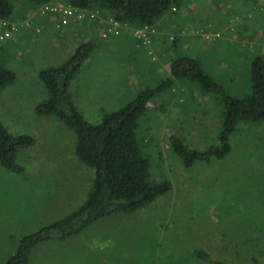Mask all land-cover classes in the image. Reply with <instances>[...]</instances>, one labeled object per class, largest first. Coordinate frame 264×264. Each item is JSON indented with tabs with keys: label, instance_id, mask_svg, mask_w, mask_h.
Returning a JSON list of instances; mask_svg holds the SVG:
<instances>
[{
	"label": "rangeland",
	"instance_id": "374dc122",
	"mask_svg": "<svg viewBox=\"0 0 264 264\" xmlns=\"http://www.w3.org/2000/svg\"><path fill=\"white\" fill-rule=\"evenodd\" d=\"M0 21L3 64L15 74L0 91V121L33 143L19 148L22 174L0 166V264L21 236L62 218L85 199L92 170L74 154V136L58 119L39 117L47 97L41 69L65 62L81 43L91 55L69 82L77 112L98 123L145 88L169 75L167 43L202 61L226 90L249 88V65L264 56V0H184L152 27L116 22L99 10H76L63 0ZM75 10V11H74ZM177 83L149 102L136 130L153 181L166 178L168 193L132 215L99 219L78 235L32 248L28 264H253L264 262V122L239 126L230 153L184 167L169 136L194 149L215 143L213 98ZM143 138V141H142ZM205 253L211 263L194 255Z\"/></svg>",
	"mask_w": 264,
	"mask_h": 264
},
{
	"label": "trees",
	"instance_id": "16d2710c",
	"mask_svg": "<svg viewBox=\"0 0 264 264\" xmlns=\"http://www.w3.org/2000/svg\"><path fill=\"white\" fill-rule=\"evenodd\" d=\"M24 13L56 0H0V21L15 20L14 2ZM78 10H99L110 14L121 24L133 27L156 25L169 11L178 10L184 0H63ZM177 39L167 43L172 56L167 59L169 75L159 78L153 87L139 90L134 98L120 108L103 113L98 123L86 121L73 105L69 82L91 55L92 45L81 43L63 63L41 69L38 78L47 97L35 106L39 117L58 119L74 136V154L78 161L92 170L86 197L74 210L30 234L21 236L14 250L2 264H28L33 247L48 240L62 241L78 235L95 221L111 215H132L146 208L158 197L168 193L171 183L163 178L153 181L150 162L143 154L136 130L149 102L177 83L187 84L192 93L213 98L218 111L215 143L201 150L189 147L183 138L169 136L172 152L184 165L209 163L222 159L231 151L230 139L238 127L264 122V56L257 55L249 65V88L239 95L226 90L205 69L202 61L187 52L179 51ZM0 50V91L15 80L14 72L4 66ZM188 87H186L188 89ZM194 91V92H192ZM143 141V138H142ZM33 143L27 135H12L0 121V166L6 171L22 174L16 164L19 148ZM194 255L204 263H211L201 250ZM214 264H225L214 262ZM264 264V262H253Z\"/></svg>",
	"mask_w": 264,
	"mask_h": 264
},
{
	"label": "built area",
	"instance_id": "2783aa9c",
	"mask_svg": "<svg viewBox=\"0 0 264 264\" xmlns=\"http://www.w3.org/2000/svg\"><path fill=\"white\" fill-rule=\"evenodd\" d=\"M69 6V5H68ZM43 9L44 10H47V11H52V12H55V11H57V8L56 7H49L48 5H44L43 6ZM75 9V8H74ZM76 10H78V9H76ZM75 11V10H74ZM79 11H81V10H79Z\"/></svg>",
	"mask_w": 264,
	"mask_h": 264
}]
</instances>
